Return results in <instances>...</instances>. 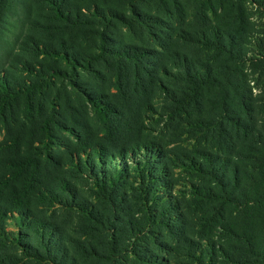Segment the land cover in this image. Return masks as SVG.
Listing matches in <instances>:
<instances>
[{"label":"rangeland","instance_id":"rangeland-1","mask_svg":"<svg viewBox=\"0 0 264 264\" xmlns=\"http://www.w3.org/2000/svg\"><path fill=\"white\" fill-rule=\"evenodd\" d=\"M71 1L84 11L85 23L73 34L57 33V39L69 41L73 37L80 50L93 51L101 31L100 14H95L101 0ZM109 5L118 18L129 20L112 19L110 43L130 44L148 53L144 63L113 59L111 65L123 78L121 91L135 94L133 80L145 76L150 92L156 93L128 102L126 116L135 118L138 125L118 140L126 147L149 141L159 144L169 158L162 159L169 168L168 180L159 186L156 181L144 184L129 155L127 161L109 165L110 169L118 166L121 172L124 165L128 168L113 183L96 182L88 174L76 176V192L87 203L84 211L65 209L57 203L40 208L62 231L57 233L69 255L62 263L202 264L187 256L189 252L197 254L201 246L203 259L210 254L205 264H261L246 250L243 233L258 236L264 229V214H240V201L233 199L228 186L218 183L221 177L217 170L224 172L237 164L242 175L252 171L249 151L232 146L234 139L240 145L241 138L235 136L236 129L230 133L238 99L229 86L237 65L228 53L237 41L246 58L247 86L244 84L243 89L260 99L264 95V5L252 0H109ZM47 14L34 0H4L0 70L9 67L16 49L25 47L27 36L36 34L37 24L41 23L40 31L48 34L45 26L54 23L46 25ZM56 24L64 32L69 30L67 24ZM184 56L198 65L201 78L215 81L198 96L193 91L195 85L184 81L178 85L167 77L168 72L175 73L173 67L183 62ZM147 61L150 66H161V82L155 80L157 72ZM92 70L80 74L83 92L68 85L57 103V111L69 120V126L89 123L100 130L101 118L88 114L87 95L118 91L117 72L100 65ZM162 82L164 87L159 90ZM56 86L62 87L58 82ZM165 87L173 90L175 99ZM225 92L231 97L226 98ZM54 134L60 142L68 139L67 133ZM51 146L56 149L55 143ZM38 153L41 157L42 152ZM6 229L10 235L18 233L14 218ZM0 252L10 257V264H54L42 249L43 258L29 259L6 237L0 238ZM154 259L159 261L154 263Z\"/></svg>","mask_w":264,"mask_h":264},{"label":"trees","instance_id":"trees-1","mask_svg":"<svg viewBox=\"0 0 264 264\" xmlns=\"http://www.w3.org/2000/svg\"><path fill=\"white\" fill-rule=\"evenodd\" d=\"M34 1L47 11L46 25H51L52 22L54 24L45 26L48 34L44 30L40 31L41 23L37 24L36 34L27 36L25 47L16 49L10 57L9 67L0 70V238L6 237L15 247L21 248L29 259H40L46 255L53 259L54 264H63V260L69 258V255L64 249L65 243L57 233L59 227L45 218L40 208L57 203L65 209L78 208L84 211L87 203L76 192L73 183L75 177L88 174L96 182L103 184L104 181H118L121 174L126 173L127 164L123 166L125 170L122 172L118 166L110 169L109 165L116 161L123 162L127 155L133 159L135 172L144 184L156 181L158 186L162 185L167 182L169 174V168L162 159L169 158L155 142L126 147L123 146L124 142L118 140L138 125L135 118L126 116L128 102H134L135 97L156 95L155 92H150L145 76H137L133 83L131 80L136 87L135 94H123V78L111 65L113 59L144 63L148 57L143 48L130 44L121 46L119 42L112 44L108 40L112 19L117 18L124 23L129 20L122 16L118 18L116 10L109 5V0H101L95 8L96 16L100 14L98 44L93 51L80 50L73 37L68 41L57 39L56 35L67 32L73 34V31H77L85 23L84 11L73 5L71 0ZM252 1L257 5H264V0ZM3 2L4 0H0V23ZM60 22L69 25V30L64 32L56 24ZM236 42L232 43L228 53L232 56L230 60L237 65L236 75L228 83L235 99H238L237 112L233 111L232 120L227 119L233 125L230 133L234 134L236 129L235 136L241 138L240 145L234 139L232 146L249 151L252 171L242 175L237 164L226 168L224 172L218 169L217 175L221 177L218 183L222 182L226 188L229 187L233 199L240 201V214L252 217L257 212L262 216L264 95L260 99H254L251 90L243 89L244 84L247 86L243 67L246 58L241 54L242 47ZM222 48L227 49L225 44H222ZM176 61L177 59L174 63ZM147 64L150 66V61ZM99 65L108 70L111 68L116 73L118 90L116 93L92 91L87 95L86 103L90 106L88 114L101 118L102 128L97 130L89 123L78 128L69 126V120L57 111V103L67 91L68 85L83 92L80 74L93 71ZM150 67L157 72L155 80L161 82V66ZM173 69L175 73L173 70L167 73L169 80L178 85L183 81L195 85L193 91L197 96L211 83V80L201 78L198 65L185 56L183 62L175 64ZM43 80H47L46 85H43ZM57 82L62 87L56 86ZM161 87H164L163 82L158 85V89L162 90ZM166 91L169 97L175 99L173 90L167 88ZM175 93L177 94L176 90ZM225 95L226 98L231 97L227 92ZM55 132L67 133L68 139L60 142ZM54 143L56 149L51 146ZM36 145H40V148ZM39 150L42 152L41 157ZM243 178L246 180L244 185ZM12 218L15 219L18 233L10 235L6 225ZM243 237L247 240L246 250L264 264V229L260 230L258 236L243 233ZM192 246L196 245L192 243ZM198 248L197 254L189 252L187 256L205 264L210 254L203 259V248ZM10 261L9 256L0 252V264H10ZM158 261L159 259H154L153 262Z\"/></svg>","mask_w":264,"mask_h":264}]
</instances>
